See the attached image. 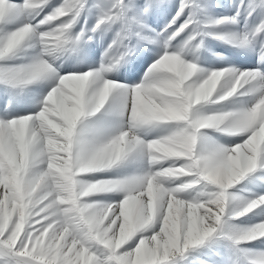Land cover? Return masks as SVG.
<instances>
[{"label": "snow or ice", "instance_id": "snow-or-ice-1", "mask_svg": "<svg viewBox=\"0 0 264 264\" xmlns=\"http://www.w3.org/2000/svg\"><path fill=\"white\" fill-rule=\"evenodd\" d=\"M0 264H264V0H0Z\"/></svg>", "mask_w": 264, "mask_h": 264}, {"label": "bare ground", "instance_id": "bare-ground-1", "mask_svg": "<svg viewBox=\"0 0 264 264\" xmlns=\"http://www.w3.org/2000/svg\"><path fill=\"white\" fill-rule=\"evenodd\" d=\"M219 42H217V41H212V44L213 45H217Z\"/></svg>", "mask_w": 264, "mask_h": 264}]
</instances>
